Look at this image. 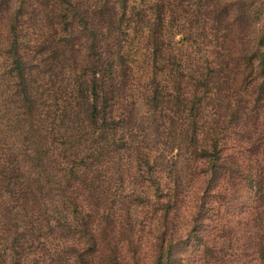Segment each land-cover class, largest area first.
<instances>
[{
    "label": "trees",
    "instance_id": "trees-1",
    "mask_svg": "<svg viewBox=\"0 0 264 264\" xmlns=\"http://www.w3.org/2000/svg\"><path fill=\"white\" fill-rule=\"evenodd\" d=\"M64 1L0 0V264H264V0Z\"/></svg>",
    "mask_w": 264,
    "mask_h": 264
},
{
    "label": "rangeland",
    "instance_id": "rangeland-1",
    "mask_svg": "<svg viewBox=\"0 0 264 264\" xmlns=\"http://www.w3.org/2000/svg\"><path fill=\"white\" fill-rule=\"evenodd\" d=\"M102 1L103 0H74L73 5H75V7L79 6L80 9L85 8V7L87 9L88 7L91 8L95 5H100L102 3ZM150 1L151 0H116L115 5L118 8H120L121 6L124 5L126 8H129V9L131 7H136V8H142L144 10H147V8L150 6ZM227 1H232V0H227ZM174 2H175V0H171L167 3L166 6L174 7L176 5V3H174ZM105 4H107V2H105ZM58 5L61 8H67L70 6V4L67 2V0H65L64 2H59ZM262 11L264 12V8L262 9ZM165 23H168V20H166ZM32 33H34V32H32ZM32 33L30 34V37H32L33 39H36L37 38L36 36L38 34L35 33L34 35H32ZM177 39L179 40V37ZM128 52H130L133 55L138 56V55H143L145 53L148 54V49L145 46L143 39H138V40H135L132 43H130ZM141 63H142L141 61H137L135 66L141 65ZM0 65H1V62H0ZM143 66H145V65L143 64ZM163 184H165V183L162 180L161 185H163ZM181 212L184 214L183 210ZM141 236L146 237L147 235H141ZM142 241H143V244L145 245V246H142V250L144 251L147 248V244L145 242L146 240L144 241V239H142Z\"/></svg>",
    "mask_w": 264,
    "mask_h": 264
}]
</instances>
